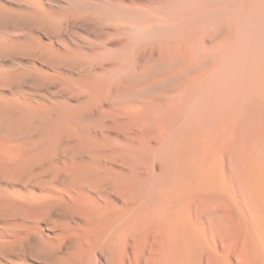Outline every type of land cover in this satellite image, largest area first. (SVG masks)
Here are the masks:
<instances>
[{
	"label": "bare ground",
	"instance_id": "6f19581e",
	"mask_svg": "<svg viewBox=\"0 0 264 264\" xmlns=\"http://www.w3.org/2000/svg\"><path fill=\"white\" fill-rule=\"evenodd\" d=\"M0 264H264V0H0Z\"/></svg>",
	"mask_w": 264,
	"mask_h": 264
}]
</instances>
